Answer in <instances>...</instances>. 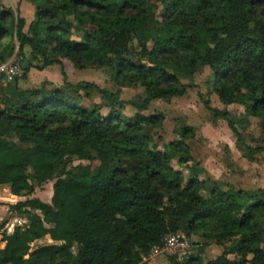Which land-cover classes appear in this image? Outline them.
<instances>
[{
  "label": "trees",
  "instance_id": "1",
  "mask_svg": "<svg viewBox=\"0 0 264 264\" xmlns=\"http://www.w3.org/2000/svg\"><path fill=\"white\" fill-rule=\"evenodd\" d=\"M27 1L35 6L30 22L0 5V61L15 55L22 67L13 80L0 77V185L21 196L54 182L50 203L10 204L28 225L3 236L0 264H140L179 232L225 246L204 259L203 244L168 264H264V188L216 182L206 191L188 144L195 130L182 125L178 139L157 144L151 130L164 115L143 113L154 100L184 95L181 79L207 66L219 101L243 106L245 117L199 94L204 108L226 122L247 158L264 155V145H246L240 133L249 118L264 133V0ZM65 63L105 66L119 85L143 87L137 111L102 115L101 104H84L80 98L98 93L121 105L93 82L17 85L33 67ZM74 160H96L97 168H66ZM46 235L53 243L31 250Z\"/></svg>",
  "mask_w": 264,
  "mask_h": 264
},
{
  "label": "rangeland",
  "instance_id": "2",
  "mask_svg": "<svg viewBox=\"0 0 264 264\" xmlns=\"http://www.w3.org/2000/svg\"><path fill=\"white\" fill-rule=\"evenodd\" d=\"M0 5L18 8L17 0H0ZM12 5V6H10ZM34 5L31 2H24L20 12L28 22L34 17ZM20 10V9H19ZM27 29V26L24 28ZM20 67H21V63ZM33 66L40 64L32 61ZM22 68V67H21ZM61 70L65 72L62 76ZM68 81L76 84L81 81L93 82L99 87L106 89L112 93L120 104L112 102L114 100L107 99L98 93H92L89 98H80L84 104L94 105L101 104L103 107L100 114L105 115L111 110L121 111L125 116H130L137 110L132 105L139 102L145 95V90L141 86L123 87L116 83L111 75V69L105 66L90 65L84 69H78L65 63L62 67L52 65L38 70L36 67L30 69L25 79H19L17 85L21 89H30L40 87L42 84L48 86H63ZM181 82L189 85L186 92L182 96L171 97L170 99H157L152 101L143 113L161 112L164 115V121L158 128L152 129L151 133L154 142L157 144H166L178 139L177 130L182 125L191 126L195 130V136L188 140L190 152L193 158L199 162L201 167L200 179L205 183V190H209L217 182L220 187L226 190L233 186L235 189L255 190L264 188V155L257 154L256 158H247L241 146L238 147L236 137L228 128L223 119H216L212 113L204 108L203 101L208 100L212 107L225 109L232 118L245 117L244 107L233 103L223 105L212 87V72L205 66L201 67L193 77L181 79ZM50 84V85H49ZM68 89V88H67ZM68 95H74L75 91L68 89ZM200 94V95H199ZM249 125L245 130L240 128L243 137V143L249 146L264 145V133L259 128V119L249 118ZM96 160H74L67 163L66 168L78 170L80 166H86L91 171L97 168ZM185 177L189 176V170H183ZM54 180L48 181L41 186L35 187L33 194L23 193L21 196L13 197L9 189H0V223L4 226L6 220L14 216L10 204H14L19 200H25L31 197H37L40 200L50 203V188ZM52 191V189H51ZM203 196H207V192H202ZM186 242L185 247L172 253L149 254L144 256L140 264H168L167 257L170 255L183 258L184 256L195 253L199 246L205 244L203 253L204 259H210L219 255L223 247L214 242H206L199 236L192 235L187 237L183 232H179ZM264 240V237H263ZM53 243L51 239H42L31 245L34 249L40 245ZM234 258V255H229Z\"/></svg>",
  "mask_w": 264,
  "mask_h": 264
},
{
  "label": "built area",
  "instance_id": "3",
  "mask_svg": "<svg viewBox=\"0 0 264 264\" xmlns=\"http://www.w3.org/2000/svg\"><path fill=\"white\" fill-rule=\"evenodd\" d=\"M20 74L21 68L16 61L15 55H12L5 61H0V77L2 76L5 81L13 80ZM27 225L28 220L26 217L15 216L11 219L6 220L4 226L0 229V239L2 240L4 235L13 233L16 227L24 229L25 227H27ZM182 239L183 236H181L179 233L169 234L164 239L161 245L156 246L152 249L151 254L172 253L174 251H177L185 247L186 242Z\"/></svg>",
  "mask_w": 264,
  "mask_h": 264
},
{
  "label": "crops",
  "instance_id": "4",
  "mask_svg": "<svg viewBox=\"0 0 264 264\" xmlns=\"http://www.w3.org/2000/svg\"><path fill=\"white\" fill-rule=\"evenodd\" d=\"M26 1H27V0H17V3H18V9H20L19 11H21V9H22V4H23L24 2H26ZM12 2H14V0H12ZM27 2H29V1H27ZM10 6H12V5H10ZM26 21L28 22V20H26ZM5 187L8 189L7 186H5V185H0V189H1V188H5ZM51 189H52V186H51V188H50V193H51V195H52V191H51ZM11 196H13V197H17L16 195H13V194H11ZM11 204H12V203H11ZM42 239H50V238H49L48 235H46V236H44V237H42V238H40V239L34 241L32 244L37 243V241H40V240H42ZM4 244H5V242L2 241V240L0 239V248H2V247L4 246Z\"/></svg>",
  "mask_w": 264,
  "mask_h": 264
}]
</instances>
